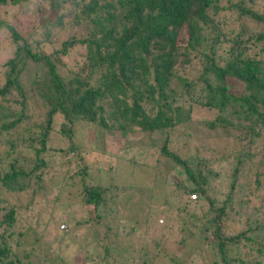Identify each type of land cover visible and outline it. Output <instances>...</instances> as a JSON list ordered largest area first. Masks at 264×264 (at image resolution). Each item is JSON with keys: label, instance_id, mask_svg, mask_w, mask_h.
Masks as SVG:
<instances>
[{"label": "trees", "instance_id": "trees-1", "mask_svg": "<svg viewBox=\"0 0 264 264\" xmlns=\"http://www.w3.org/2000/svg\"><path fill=\"white\" fill-rule=\"evenodd\" d=\"M30 1L0 0V9ZM221 1L41 0L45 12L24 33L0 19L11 48L0 63V264L48 263L23 242L39 222L23 221L49 175L67 172L49 159L74 151L76 123L146 133L160 180L180 170L175 193L187 198L158 227L172 229L181 217L178 232L211 256L203 263L198 255V264H264V12L244 0ZM194 106L212 111L205 127L231 140L213 156L206 148L207 158L172 150ZM86 174L81 168L80 194L96 212L112 201L110 188L86 183ZM214 183H226L223 196L212 193ZM102 218L95 216L98 227ZM40 226L45 231L47 223Z\"/></svg>", "mask_w": 264, "mask_h": 264}, {"label": "rangeland", "instance_id": "rangeland-1", "mask_svg": "<svg viewBox=\"0 0 264 264\" xmlns=\"http://www.w3.org/2000/svg\"><path fill=\"white\" fill-rule=\"evenodd\" d=\"M226 3V0H222L220 4ZM244 4L255 12H264V0H253L252 3L244 0ZM44 12L41 0H32L19 7L0 9V19L19 33H24ZM6 36L0 30V63L10 56L11 48L5 40ZM59 37L63 38L61 35ZM255 52L258 53L259 49ZM32 74L30 69L24 72V84L30 81ZM214 118L212 111L194 106L191 120L174 132L172 150L183 156L197 153L201 159L208 157L206 148L213 156L215 152H220L219 146H229L231 140L223 136L220 130L211 131L205 127L204 122ZM72 141L74 151L68 156L57 152L49 159L52 166L63 164L67 172H62L63 177L57 175L61 170L59 166L53 172L56 175H49L43 191L37 194L42 200L23 221L26 227H33L35 221L39 222L37 227H41L40 223H47L45 231L36 227L38 233L34 227L29 228L23 237L24 243L33 244L35 250L38 248L42 257L48 260V263L34 260L33 264L37 261L49 264L51 260L56 264H173L168 256L175 258L177 263L198 264V255L203 263H208L211 256L207 255V251L204 253L205 245L196 243L191 246L196 239H189L178 232L181 217L174 222L173 231L158 227L161 222L166 225L170 222L167 210L177 211L187 195L181 199L175 193L181 192L182 180L177 168L166 176V180H160L157 155L154 148L147 146L146 133H108L76 123ZM83 167L87 173L86 183L90 179L92 186L110 188L112 198L110 195L106 197L112 201L108 199L96 212H93L91 205H85L82 201L79 172ZM225 184L214 183L212 193L223 196ZM179 185L180 188L177 187ZM96 215L103 217L101 227L94 223ZM59 224L64 225L66 231H61ZM240 228L245 227L240 225ZM106 230L109 232L107 236L103 234ZM181 238L189 242L181 243ZM258 238L264 246V228L260 229ZM197 249H201L200 253H197Z\"/></svg>", "mask_w": 264, "mask_h": 264}, {"label": "built area", "instance_id": "built-area-1", "mask_svg": "<svg viewBox=\"0 0 264 264\" xmlns=\"http://www.w3.org/2000/svg\"><path fill=\"white\" fill-rule=\"evenodd\" d=\"M189 199L190 200H196V195L193 194L192 196H189ZM59 228L60 229H65V226L64 225H60Z\"/></svg>", "mask_w": 264, "mask_h": 264}, {"label": "clouds", "instance_id": "clouds-1", "mask_svg": "<svg viewBox=\"0 0 264 264\" xmlns=\"http://www.w3.org/2000/svg\"><path fill=\"white\" fill-rule=\"evenodd\" d=\"M192 196V195H191ZM62 225V224H61Z\"/></svg>", "mask_w": 264, "mask_h": 264}]
</instances>
